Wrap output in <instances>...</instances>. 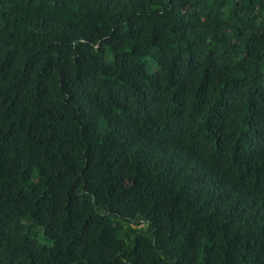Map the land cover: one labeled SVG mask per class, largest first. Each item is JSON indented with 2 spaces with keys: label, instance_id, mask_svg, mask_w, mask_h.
<instances>
[{
  "label": "trees",
  "instance_id": "16d2710c",
  "mask_svg": "<svg viewBox=\"0 0 264 264\" xmlns=\"http://www.w3.org/2000/svg\"><path fill=\"white\" fill-rule=\"evenodd\" d=\"M0 264H264V0H0Z\"/></svg>",
  "mask_w": 264,
  "mask_h": 264
},
{
  "label": "rangeland",
  "instance_id": "374dc122",
  "mask_svg": "<svg viewBox=\"0 0 264 264\" xmlns=\"http://www.w3.org/2000/svg\"><path fill=\"white\" fill-rule=\"evenodd\" d=\"M107 60L112 61V57L108 56ZM146 60L149 63L150 66V72H154V69L156 68L155 63L153 62L152 58L150 56L146 57Z\"/></svg>",
  "mask_w": 264,
  "mask_h": 264
}]
</instances>
